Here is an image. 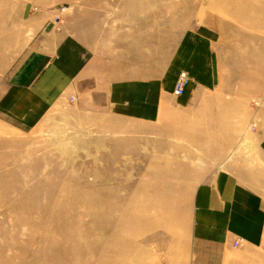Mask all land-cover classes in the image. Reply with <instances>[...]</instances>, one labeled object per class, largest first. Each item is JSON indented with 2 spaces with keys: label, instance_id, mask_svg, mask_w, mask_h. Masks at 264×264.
Returning <instances> with one entry per match:
<instances>
[{
  "label": "rangeland",
  "instance_id": "rangeland-1",
  "mask_svg": "<svg viewBox=\"0 0 264 264\" xmlns=\"http://www.w3.org/2000/svg\"><path fill=\"white\" fill-rule=\"evenodd\" d=\"M86 2L0 0V89L44 29L69 22L77 9L86 17ZM222 2L195 14L198 24L213 19L208 30L221 37L216 107L181 111L173 117L179 125L161 128L73 101L29 127L1 116L0 264H161L164 249L189 236L198 169L224 166L207 154L212 144L242 136L228 161L257 157L252 135L264 137V0ZM76 231L83 235L73 239ZM251 255L249 264H264V244Z\"/></svg>",
  "mask_w": 264,
  "mask_h": 264
},
{
  "label": "crops",
  "instance_id": "crops-1",
  "mask_svg": "<svg viewBox=\"0 0 264 264\" xmlns=\"http://www.w3.org/2000/svg\"><path fill=\"white\" fill-rule=\"evenodd\" d=\"M219 4L222 0H87L86 17L85 9H77L69 22L45 28L31 55L3 83L0 123L2 116L15 126L37 125L56 105L73 101L129 123L175 127L173 117L181 111L216 107L221 37L208 30L216 27L213 19L198 24L195 14ZM180 73L188 82L177 95ZM252 136L257 157L242 153L228 161L242 138L236 135L234 142L212 144L207 151L224 166L198 169L201 176L190 187L189 236L165 248L161 264H249L253 249L263 246L264 137ZM238 238L245 241L241 251L234 246Z\"/></svg>",
  "mask_w": 264,
  "mask_h": 264
},
{
  "label": "built area",
  "instance_id": "built-area-1",
  "mask_svg": "<svg viewBox=\"0 0 264 264\" xmlns=\"http://www.w3.org/2000/svg\"><path fill=\"white\" fill-rule=\"evenodd\" d=\"M178 81L176 84V87L174 89V93H176L177 95H181L184 89V86L186 85V83L188 82V78L187 75L185 73H180L178 76ZM245 241H243L242 238H238L236 240V242L234 243L235 247L241 246L244 244Z\"/></svg>",
  "mask_w": 264,
  "mask_h": 264
},
{
  "label": "bare ground",
  "instance_id": "bare-ground-1",
  "mask_svg": "<svg viewBox=\"0 0 264 264\" xmlns=\"http://www.w3.org/2000/svg\"><path fill=\"white\" fill-rule=\"evenodd\" d=\"M97 217V216H96ZM114 221V220H113ZM102 229V228H101ZM103 230V229H102ZM89 233V232H88ZM87 231L84 232V234H88ZM125 233V232H124ZM131 233V232H130ZM83 234L82 232H75L74 235L72 236V238H77V237H81ZM74 241V240H73ZM75 245V244H74ZM72 251V249H70ZM76 250V249H75ZM74 251V250H73ZM77 251V250H76ZM70 252V251H69ZM72 253V252H71ZM74 253V252H73ZM69 254V253H68ZM73 255V254H72ZM69 256V255H68Z\"/></svg>",
  "mask_w": 264,
  "mask_h": 264
}]
</instances>
